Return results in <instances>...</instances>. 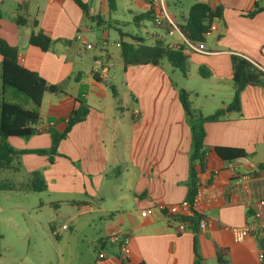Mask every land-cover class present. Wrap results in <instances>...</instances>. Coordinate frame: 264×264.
Here are the masks:
<instances>
[{"label":"crops","instance_id":"crops-1","mask_svg":"<svg viewBox=\"0 0 264 264\" xmlns=\"http://www.w3.org/2000/svg\"><path fill=\"white\" fill-rule=\"evenodd\" d=\"M81 1L88 5L87 14L73 0H0V38L17 49L21 66L63 91L43 96L37 124L48 127L28 138L9 137L14 139L13 147H49L50 132L62 131L80 103L88 107L84 118L59 142V155L53 163L46 155L18 157V171L26 179L29 172L39 170L45 180L46 189L38 193H48V199L40 205L58 204L52 209L59 228L53 225L51 229L58 243L69 245L79 222L91 229L84 235L79 257L62 261L59 244L54 247L57 264H121L118 246L108 241L115 233L129 238L126 264H192L197 256L201 264H219L221 248L228 249L226 264H264L259 259V241L264 237L260 227L241 241H235L231 232V227L246 224L253 212L263 209L264 87H245L240 110L228 108L233 97L231 55L247 58L264 72L260 51L264 46V0H164L165 11L175 24L185 20L196 2L222 9L221 16L210 23L204 50L184 49L188 55L186 76L165 60L157 65L125 67L120 39L109 45L107 27L112 22L114 29L126 35L122 41L135 36L148 45L162 39L170 46H185L179 29L168 33L153 0H128L124 9L115 3L112 8L108 0ZM151 6L155 18L161 19L159 25L152 21L160 33L122 31V26L132 22L139 28L142 23H135L134 18ZM255 7L262 9L246 16ZM112 13H126L128 18L114 19ZM17 16L26 23L18 25ZM32 31L51 38L46 51L28 43ZM97 31L102 33L99 44L90 41ZM143 33L149 34L150 42ZM200 67L209 72L207 77L199 75ZM178 88L189 92L197 113L225 110L220 120L204 123V144L209 149L205 168L198 173L202 197L196 210L209 223L204 230L186 226L178 231V221L172 219L185 214L180 204L186 200L191 152L190 124ZM136 109L139 114L134 116ZM214 146L241 148L248 155L223 161L215 155ZM146 209L151 213L142 216ZM62 224L67 228L62 229Z\"/></svg>","mask_w":264,"mask_h":264},{"label":"trees","instance_id":"trees-1","mask_svg":"<svg viewBox=\"0 0 264 264\" xmlns=\"http://www.w3.org/2000/svg\"><path fill=\"white\" fill-rule=\"evenodd\" d=\"M82 11L87 14L88 5L81 0H73ZM109 5L113 8L114 0H108ZM165 3V2H164ZM261 7H255L246 13V16H254ZM221 7L217 6L211 9L204 2H196L192 4L188 10L185 20L177 23L179 32L190 42H204V37L210 32V23L213 18L221 16ZM162 16V13H161ZM154 8L151 6L149 10L138 14L134 18L135 23L148 20L153 21ZM15 21L18 25L26 23V19L17 16ZM33 26L36 21H33ZM119 35L126 36L120 30ZM28 43L38 47L42 51H46L51 44V38L42 31H32L29 36ZM120 54L123 65H141L152 64L157 65L165 60L176 68L183 76L187 73L188 55L184 52L186 45L170 46L162 39H155L153 44H145L144 39L131 36L129 41H120ZM0 169L19 170L18 157L25 153H34L38 155H46L49 163H53L54 157L59 155L57 148L59 142L64 139L71 127L81 121L88 111V107L80 103L79 107L72 110L65 122L64 129L60 132H50V145L47 148L36 149H16L7 139L9 137L28 138L40 131L33 127L38 122V108L41 105L45 93L63 94L61 88L54 84H48L41 78L37 72L30 71L21 66L17 60V49L7 44L0 38ZM231 78L233 84V97L228 104L230 110H240V94L247 86L264 87V72L255 63L247 58L232 54L231 55ZM208 71H204L203 67L199 68V75L207 77ZM6 87H12L18 93H22L33 104V108L28 109L20 104L6 101L4 93ZM178 98L182 108L187 116L191 130V152L189 155V174L187 181L186 200L192 201L198 187V173L205 168V155L208 147L204 144V123L220 120L224 116V109L218 108L208 115L197 113L192 107L189 100V92L183 88H178ZM215 155L223 161H232L246 157L248 154L245 150L229 146H214L212 148ZM21 187H23L21 185ZM16 185L0 182V189L21 188ZM24 188L39 192L46 189L45 180L39 170L29 172ZM57 207L58 204H53ZM201 216L194 210L189 215L179 214L173 216V220L187 223V226L195 231ZM228 249L221 248L218 252L219 264H226ZM126 264V261H121ZM144 264V263H141ZM192 264H201L200 258L197 256Z\"/></svg>","mask_w":264,"mask_h":264},{"label":"rangeland","instance_id":"rangeland-1","mask_svg":"<svg viewBox=\"0 0 264 264\" xmlns=\"http://www.w3.org/2000/svg\"><path fill=\"white\" fill-rule=\"evenodd\" d=\"M183 1L184 3L186 2V0ZM114 3L118 9H124L125 5H128V0H114ZM112 17L118 20L128 18L126 13L124 15L112 13ZM110 23L111 26L107 27L109 45L119 39L120 41L125 40L124 36L119 35V32L113 28V23ZM141 23L139 28L135 27L133 22L121 28L122 31L134 30L142 32L147 30L152 33H160V30L153 25L152 21L145 20ZM143 36H145L147 43L151 41L149 34H144ZM90 41L99 44L102 41L101 31H97V34ZM112 46L114 47V45ZM4 99L24 107L30 103L26 96L18 93L12 87H6ZM12 140L14 139H7L13 146ZM26 177L21 171L15 172L12 169H0V182L11 183L16 185V187L23 186L20 189H0V264H57L58 257L55 255L54 247L58 244L62 261L68 257H79L80 248L85 246L84 235L90 233L91 229L85 223L79 222V229H77V233L70 240L69 245L65 241L58 243L56 241L58 239L51 232L53 225L55 228H59L57 216L52 209L53 206L40 205L41 200L48 199V193H38L24 188ZM59 215H63V212H60ZM64 215L66 214L64 213ZM64 219L67 221L66 216H64ZM69 231L71 230L67 232L69 233Z\"/></svg>","mask_w":264,"mask_h":264},{"label":"built area","instance_id":"built-area-1","mask_svg":"<svg viewBox=\"0 0 264 264\" xmlns=\"http://www.w3.org/2000/svg\"><path fill=\"white\" fill-rule=\"evenodd\" d=\"M154 4H156L158 10L160 13H162V19L163 21L167 24L168 27V33L171 34L175 31H178V28L174 21L171 19V17L168 16V14L165 11V3L164 0H153ZM154 23L156 25H159L161 23V19L155 18ZM186 49L189 51H198L201 52L204 50V45L201 42H190V41H185ZM89 45H87L88 47ZM261 53L264 54V46L261 47L260 49ZM97 71V70H95ZM139 114L138 110L133 111V115L137 116ZM33 127L38 130L42 131L45 130L48 127L47 125H38L37 123L33 124ZM202 197V193L199 188H197V191L195 195L192 198V201L184 200L180 204V209L185 212L184 215H189L192 213V210L196 211L197 206L200 203ZM261 206H263V209L257 210L251 214L250 221L247 222L246 224L242 226H236V227H231V232L233 235V238L235 241H241L243 240L248 234L254 232L257 227H260L262 229V233L264 234V201L261 202ZM197 212V211H196ZM151 213L150 209H146L141 212L142 216H146ZM198 213V212H197ZM209 223L206 219L200 218L198 222V228L199 229H206L208 227ZM187 226V223L178 221L177 222V229L178 231H183L185 230V227ZM62 229L67 228L66 224L61 225ZM108 241L116 244L118 246V250L120 252V256L123 260L127 259L130 254L129 250V238L125 234H112L109 236ZM259 259L264 260V251L260 250L259 252Z\"/></svg>","mask_w":264,"mask_h":264},{"label":"water","instance_id":"water-1","mask_svg":"<svg viewBox=\"0 0 264 264\" xmlns=\"http://www.w3.org/2000/svg\"><path fill=\"white\" fill-rule=\"evenodd\" d=\"M59 222H60L59 218H57V224H59ZM259 246H260L261 250L264 251V237L261 238V240L259 241Z\"/></svg>","mask_w":264,"mask_h":264}]
</instances>
